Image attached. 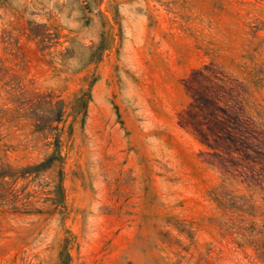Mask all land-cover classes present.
Returning a JSON list of instances; mask_svg holds the SVG:
<instances>
[{"label": "rangeland", "instance_id": "rangeland-1", "mask_svg": "<svg viewBox=\"0 0 264 264\" xmlns=\"http://www.w3.org/2000/svg\"><path fill=\"white\" fill-rule=\"evenodd\" d=\"M0 264H264V0H0Z\"/></svg>", "mask_w": 264, "mask_h": 264}, {"label": "trees", "instance_id": "trees-1", "mask_svg": "<svg viewBox=\"0 0 264 264\" xmlns=\"http://www.w3.org/2000/svg\"><path fill=\"white\" fill-rule=\"evenodd\" d=\"M61 165L62 163V157L60 154V149L58 145H55V148L53 149L52 153L48 156V158L42 162L39 166L43 169H50L53 167L55 164ZM7 176V175H5ZM59 191L62 193V186L59 183L58 185Z\"/></svg>", "mask_w": 264, "mask_h": 264}]
</instances>
